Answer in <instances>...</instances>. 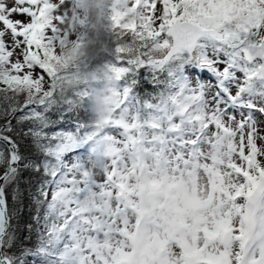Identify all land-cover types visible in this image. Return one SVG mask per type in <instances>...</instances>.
I'll return each instance as SVG.
<instances>
[{
  "label": "snow or ice",
  "instance_id": "6c2138e0",
  "mask_svg": "<svg viewBox=\"0 0 264 264\" xmlns=\"http://www.w3.org/2000/svg\"><path fill=\"white\" fill-rule=\"evenodd\" d=\"M67 8L0 0V264H264V0Z\"/></svg>",
  "mask_w": 264,
  "mask_h": 264
},
{
  "label": "trees",
  "instance_id": "16d2710c",
  "mask_svg": "<svg viewBox=\"0 0 264 264\" xmlns=\"http://www.w3.org/2000/svg\"><path fill=\"white\" fill-rule=\"evenodd\" d=\"M112 2L113 0H107L106 4L104 5V14L101 20V29L100 31L97 33L99 34H103L105 39H107V34L105 33L104 29L108 28L110 26V20H109V16L111 14V6H112ZM70 6L72 8V11L75 10L77 12V15L80 18H83V16L87 13L79 10V9H75V4H74V0H69ZM90 20H87L85 25L83 27H77L78 28V38H81L82 40V44H83V48L81 49V51L85 54L83 57L84 62H86V65L88 67H92L95 66L96 64H98L103 58L100 57L99 55H97L94 59H89L88 54H87V48L89 47V41L92 39V34L90 32ZM76 35V33H75ZM85 40V41H83ZM88 63V64H87ZM85 69L82 68V71H84ZM100 93V92H99ZM95 94L93 99H92V106H93V111L94 114L97 116L98 119L100 114L102 113L101 111H99L98 109L101 110V108H103V105L105 103V98L102 97L101 95H103L104 93L102 92L101 94Z\"/></svg>",
  "mask_w": 264,
  "mask_h": 264
},
{
  "label": "clouds",
  "instance_id": "9594fccd",
  "mask_svg": "<svg viewBox=\"0 0 264 264\" xmlns=\"http://www.w3.org/2000/svg\"><path fill=\"white\" fill-rule=\"evenodd\" d=\"M107 0H91V3H98L100 5H102V8H96L94 6H91L87 11V20H90V32L92 34V39L89 41V47L87 48V54L89 59H94L98 53H97V48L99 45V42L101 40H104L105 37L104 35L101 34H97L100 29H101V20L103 17V12H104V5L106 4ZM67 25V22H66ZM65 25V26H66ZM76 31H78V28H76Z\"/></svg>",
  "mask_w": 264,
  "mask_h": 264
},
{
  "label": "rangeland",
  "instance_id": "374dc122",
  "mask_svg": "<svg viewBox=\"0 0 264 264\" xmlns=\"http://www.w3.org/2000/svg\"><path fill=\"white\" fill-rule=\"evenodd\" d=\"M64 2L68 5V8L65 10L69 15L71 14V12H72V8H71V6H70V3H69V0H64ZM104 14V13H103ZM78 35V32H76V36ZM79 40L81 41L82 39L81 38H79ZM83 41H85V40H83ZM82 42V41H81ZM88 64V63H87ZM102 92H100L99 94H101ZM102 97H104L105 98V94H103V95H101ZM99 111H101L102 113L100 114V116H99V118L100 119H102L104 116H105V112H104V110H103V108H101V110L100 109H98Z\"/></svg>",
  "mask_w": 264,
  "mask_h": 264
}]
</instances>
